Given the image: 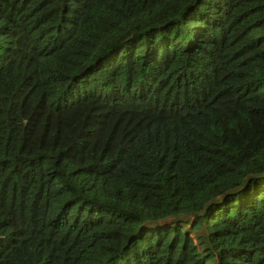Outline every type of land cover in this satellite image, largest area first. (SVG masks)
<instances>
[{
	"label": "trees",
	"instance_id": "obj_1",
	"mask_svg": "<svg viewBox=\"0 0 264 264\" xmlns=\"http://www.w3.org/2000/svg\"><path fill=\"white\" fill-rule=\"evenodd\" d=\"M0 264H264V0H0Z\"/></svg>",
	"mask_w": 264,
	"mask_h": 264
}]
</instances>
